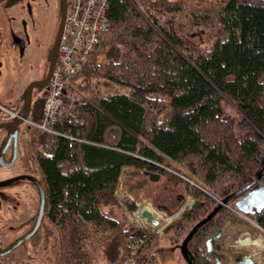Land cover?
<instances>
[{
  "label": "trees",
  "instance_id": "obj_1",
  "mask_svg": "<svg viewBox=\"0 0 264 264\" xmlns=\"http://www.w3.org/2000/svg\"><path fill=\"white\" fill-rule=\"evenodd\" d=\"M107 7L99 43L69 85L83 96L66 97L52 132L33 127L23 144L20 157L45 195L40 224L25 240L29 259L42 247L55 264H100V257L156 264L162 238L129 220L121 185L149 199L145 188L165 179L194 197L193 210L165 231L174 248L254 182L264 163V0H108ZM246 193L197 230L188 246L194 264H215L204 241L226 219L238 220L231 207ZM250 217L264 230V211Z\"/></svg>",
  "mask_w": 264,
  "mask_h": 264
},
{
  "label": "flooded vegetation",
  "instance_id": "obj_2",
  "mask_svg": "<svg viewBox=\"0 0 264 264\" xmlns=\"http://www.w3.org/2000/svg\"><path fill=\"white\" fill-rule=\"evenodd\" d=\"M63 2L0 0V232L3 228H9L11 236L13 232L23 230L24 236L14 241L15 244L21 242L16 247L24 244L28 238L25 236L34 230L40 207L32 213L34 201L37 198L39 204L40 189L44 191L42 182L26 168L24 159L20 157L23 144L27 143L26 139L32 131L28 121L43 115L45 102L46 86H42L45 91H41L40 86H34L30 89L29 105V88L31 84L45 80L50 71L51 54L57 39L53 30L59 29L62 22ZM45 22L49 27L43 30ZM16 122H20L18 127L12 125ZM24 215L29 218L25 222H18L20 216ZM224 236L221 228H214L204 241L206 246L208 239H213L212 247L216 250L210 254L215 264L217 261L221 263L217 251L224 249L222 242H219ZM4 244L7 243L0 237V246ZM6 250L0 248V263H8L2 262ZM187 264L194 262L187 260Z\"/></svg>",
  "mask_w": 264,
  "mask_h": 264
},
{
  "label": "rangeland",
  "instance_id": "obj_3",
  "mask_svg": "<svg viewBox=\"0 0 264 264\" xmlns=\"http://www.w3.org/2000/svg\"><path fill=\"white\" fill-rule=\"evenodd\" d=\"M51 21L54 25L55 24L54 18H52ZM46 27H49L47 22L43 23V30H46L45 29ZM57 30L55 31V28L53 30L54 35L56 36L58 33ZM106 57H107V54L100 56L99 61L101 62L106 61ZM44 89L45 87H42L40 90L45 91ZM80 94L81 93L78 92L77 90L74 92L72 91V93L69 96H67V98H69L73 102H77L78 99H80L81 96H83V94L82 95ZM134 173L135 172L128 170L125 172V175L128 176ZM138 174L140 175V173ZM125 175H124V178L126 177ZM161 181L163 182L160 185H155V186L149 185L145 188L146 190H148L147 191L148 194L151 193L153 196V198H149V199L142 197L143 191L140 193L141 198H136L130 192L125 194L126 192L124 189V185H121L119 187L120 195L126 198V202L128 201L126 204L125 202H123V206L124 208L126 206L127 208L126 212L128 211L131 212V207L134 204H141L140 211L146 208L149 211L153 210L152 213L161 219L162 225L160 227H157L158 231L157 230L155 231V229H153L152 226L149 225L150 224L149 222H146L145 220H143V223H142L143 225L142 229H144V231L150 232L151 230L153 231V233H156L159 237L162 238L159 242V244H161L162 246L160 247L161 248L160 254L157 255L158 261L156 264H187L183 255H181L182 245L179 247L174 246V248H170L169 246H167L168 245L167 241L166 239H164L166 233L164 232L166 231L165 229L166 227L169 226L170 223H172L173 221L177 222V220L183 217L185 209H188L189 213L193 210L194 207L191 206L190 202L193 201L192 199H194V197H191L190 194L183 193L182 191L183 186H181L180 184L173 186L171 185V183H166L165 179ZM182 193L183 195H181ZM175 196L177 199L179 198L180 204L179 206H176L174 208L172 205L175 203H172V200L174 199ZM36 200L34 201L32 213L36 211V209L40 205L38 204ZM189 208L192 210H190ZM169 212H180V214L175 215L176 217H173V219L168 221L166 220V216H167V213ZM32 213H30V215ZM232 213L233 215L234 214L236 215V218H238V220L234 218H231V219L228 218L223 222L221 226L222 227L221 230L223 234L225 235L223 238H220L219 240V242H222L224 249L222 250L220 249V251H217L221 264H238L239 262L243 261L244 257H250L253 260H256L257 262L264 264V230L261 229V227L255 221L254 217L251 218L250 215L238 214L234 210H232ZM28 215L20 216V218L17 221L20 223L25 222V220L29 218ZM129 220L135 221V218L131 215V218H129ZM135 225L137 228H139L140 226L137 223H135ZM9 231H10L9 228H3L0 232V237L4 239L5 242L7 243V244H4L3 247L0 246V248L2 249L12 248L15 244L14 241L19 240V238L23 237L25 233L23 230H21V231L13 232V235L11 234V236H9ZM252 242L254 245H251ZM27 246L28 244L24 243L19 247H15L12 251L8 250V252L3 255L2 260L4 261L2 262L18 261V262H25L26 264H39V262H41V264H55L56 263V260L54 258L55 255L52 252L47 253L46 249H43L42 247L37 248V252L32 253L34 254L33 257L35 259H29L30 253H29V250L27 249ZM212 248H213V251L216 250L214 246ZM234 253L236 256L234 255ZM99 263L108 264L107 260L104 257H100Z\"/></svg>",
  "mask_w": 264,
  "mask_h": 264
},
{
  "label": "built area",
  "instance_id": "obj_4",
  "mask_svg": "<svg viewBox=\"0 0 264 264\" xmlns=\"http://www.w3.org/2000/svg\"><path fill=\"white\" fill-rule=\"evenodd\" d=\"M107 6L108 0H68L61 44L52 79L47 88L42 119L30 121L31 126L52 132L51 127L59 121L60 108L65 98L72 93L70 82L85 66L99 43ZM257 183L263 187L264 174ZM134 218L135 222L141 225L139 217L135 215ZM171 219L167 214L166 220Z\"/></svg>",
  "mask_w": 264,
  "mask_h": 264
},
{
  "label": "water",
  "instance_id": "obj_5",
  "mask_svg": "<svg viewBox=\"0 0 264 264\" xmlns=\"http://www.w3.org/2000/svg\"><path fill=\"white\" fill-rule=\"evenodd\" d=\"M66 6H67V0H64L63 2V14H62V22L59 26V29H58V35H57V39H56V46L54 48V50L52 51V54H51V65H50V71L46 77L45 80H42L41 82H36L34 84H31L30 85V88L29 90L34 87V86H46L49 81H50V77H51V74H52V71H53V68H54V63L56 61V58H57V53H58V49H59V46H60V39H61V36H62V29H63V25H64V18H65V13H66ZM106 27V24L103 25V29H105ZM31 93H32V90H30L29 92V105H30V101H31ZM29 109V108H28ZM27 116V115H26ZM21 122V120H20ZM20 122H16L12 125H15V126H19ZM260 173L257 175V179H260L262 177V174L264 173V163H263V166H262V169L259 171ZM147 176H150V179L154 182H157L159 179H160V174H155V173H152V172H146L145 173ZM254 185V183L252 182L250 185L246 186L245 188L243 189H240V191L234 193L233 195L229 196V198L225 199L223 201V204H226L229 202V200L233 199V198H236L238 196H240L241 193L243 192H247L244 196L240 197V199H238L236 202H235V207H237V210L240 211V212H243L245 214H248V215H252V214H255V213H261L263 210H264V186L261 187V188H252ZM40 192H41V198H40V207H39V210H38V217H37V220H36V224H35V228L34 230H36V228H38V225L40 224V221L43 217V212H44V207H45V195H44V192L41 191L40 189ZM197 204V202H195ZM223 204H219L218 207L212 211L209 215H207L206 218H204L202 221H200L199 223L196 224V226L190 231V233L187 235V237H185V240L182 242V246H181V251H182V255L184 256L185 259H188L190 254H189V242L191 241V239L196 235V232L197 230L202 227L203 225L207 224V222L211 221L212 218L218 213V211L222 208ZM133 210L138 212V206L135 204L134 207H133ZM141 217L143 219H146L148 222H151L153 223L154 225L158 226L160 223L157 221V218L154 217L153 213L151 211H147V210H141ZM34 230L31 231V233H29L28 235L25 236V238L29 237L31 234L34 233ZM220 235V234H219ZM218 235V237H219ZM212 241L213 239L212 238H209L208 241H207V248H208V251L209 252H212ZM21 242H18L17 244H14V246L12 248H9L8 250H13L17 245H19ZM8 250H6L4 252V254H6L8 252ZM216 264H221L219 261H217ZM238 264H262L260 262H257L256 260H253L252 258L250 257H244L243 258V261L239 262Z\"/></svg>",
  "mask_w": 264,
  "mask_h": 264
},
{
  "label": "bare ground",
  "instance_id": "obj_6",
  "mask_svg": "<svg viewBox=\"0 0 264 264\" xmlns=\"http://www.w3.org/2000/svg\"><path fill=\"white\" fill-rule=\"evenodd\" d=\"M93 55V54H92ZM144 174V173H143ZM146 176V175H145ZM140 206H141V204H140ZM138 207V209H140L141 207ZM142 210H147V208L146 209H142ZM147 211H149V210H147ZM176 215H178V213L176 214ZM170 219V218H169ZM160 227V226H159ZM165 233V232H164ZM238 263V262H237Z\"/></svg>",
  "mask_w": 264,
  "mask_h": 264
},
{
  "label": "crops",
  "instance_id": "obj_7",
  "mask_svg": "<svg viewBox=\"0 0 264 264\" xmlns=\"http://www.w3.org/2000/svg\"><path fill=\"white\" fill-rule=\"evenodd\" d=\"M246 239H248V238H246ZM250 241H251V240H250ZM251 245H254L253 242L251 243Z\"/></svg>",
  "mask_w": 264,
  "mask_h": 264
}]
</instances>
